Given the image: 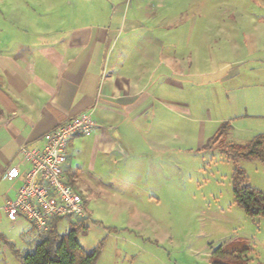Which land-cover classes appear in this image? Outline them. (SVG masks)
I'll list each match as a JSON object with an SVG mask.
<instances>
[{"label":"rangeland","instance_id":"374dc122","mask_svg":"<svg viewBox=\"0 0 264 264\" xmlns=\"http://www.w3.org/2000/svg\"><path fill=\"white\" fill-rule=\"evenodd\" d=\"M40 1L0 0V21L19 11L43 22L48 4ZM66 1L55 13L61 18ZM168 1L171 10L175 0ZM182 1L184 19L195 15V31L185 24L183 36L195 67L178 91L183 107L153 120L160 129L150 138L161 132L162 146H138L117 155L101 179H82L89 216L75 240L86 252L100 247L95 264H264V216L235 204L231 179L241 168L264 194V163L220 152L223 143L245 145L258 135L264 148V0ZM224 123L231 129L215 141ZM77 220L63 218L59 234ZM0 234V264H19L7 243L31 254L40 241L7 222Z\"/></svg>","mask_w":264,"mask_h":264},{"label":"crops","instance_id":"0c3cea01","mask_svg":"<svg viewBox=\"0 0 264 264\" xmlns=\"http://www.w3.org/2000/svg\"><path fill=\"white\" fill-rule=\"evenodd\" d=\"M40 2L48 4L43 22L19 11L0 21V206L29 168L23 162L16 180L5 178L18 149L40 151L45 134L89 114L97 127L69 140L62 166L86 204L84 176L101 179L117 155L162 146L161 132L150 138L160 129L153 120L183 107L178 91L195 67L183 38L185 24L195 31V15L184 19L182 0L171 10L168 0H67L62 18L60 0ZM20 220L0 214V224L33 237Z\"/></svg>","mask_w":264,"mask_h":264},{"label":"built area","instance_id":"2783aa9c","mask_svg":"<svg viewBox=\"0 0 264 264\" xmlns=\"http://www.w3.org/2000/svg\"><path fill=\"white\" fill-rule=\"evenodd\" d=\"M95 127L90 115L83 114L45 134L40 151L20 147L17 162L8 168L5 178L16 180L23 162L29 168L14 199H6L0 206V214L10 220L25 219L34 228L33 238L46 232L49 222L54 219L87 218L85 203L66 181L62 166L69 140L87 136Z\"/></svg>","mask_w":264,"mask_h":264},{"label":"trees","instance_id":"16d2710c","mask_svg":"<svg viewBox=\"0 0 264 264\" xmlns=\"http://www.w3.org/2000/svg\"><path fill=\"white\" fill-rule=\"evenodd\" d=\"M230 129L228 123L221 125L215 141L223 142L224 135ZM220 152L233 162L258 160L264 163L263 137L255 136L245 145L223 143ZM231 179L235 204L249 217L264 216V194L250 187L245 172L237 167L233 170ZM62 219L49 222L46 232L40 235V241L31 254H21L12 244L7 243L19 264H95L100 247L86 252L75 240L78 229H83L88 217L77 220L65 235L59 234L57 228Z\"/></svg>","mask_w":264,"mask_h":264}]
</instances>
